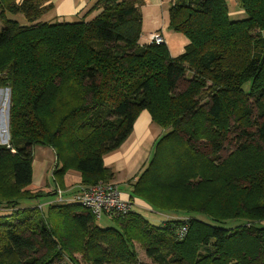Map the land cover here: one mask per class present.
<instances>
[{
    "label": "trees",
    "instance_id": "trees-1",
    "mask_svg": "<svg viewBox=\"0 0 264 264\" xmlns=\"http://www.w3.org/2000/svg\"><path fill=\"white\" fill-rule=\"evenodd\" d=\"M48 1L0 0V88L12 90L16 150L0 146V264H80L77 255L86 264H264V0H237L243 18L230 16L227 0H171L170 29L187 39L177 56L164 38L139 43L145 0H95L75 21L42 19ZM185 64L191 77L178 92ZM64 94L75 103L49 133L44 112ZM142 110L163 132L127 199L175 217L153 225L132 207L104 216L115 226L102 228L84 205L28 189L38 145L53 150L61 187L68 170L79 173L65 199L113 181L103 156ZM178 175L187 206L155 205L149 191L174 199ZM133 240L149 262L138 261Z\"/></svg>",
    "mask_w": 264,
    "mask_h": 264
},
{
    "label": "rangeland",
    "instance_id": "rangeland-1",
    "mask_svg": "<svg viewBox=\"0 0 264 264\" xmlns=\"http://www.w3.org/2000/svg\"><path fill=\"white\" fill-rule=\"evenodd\" d=\"M170 1L171 0H166L165 4L162 6H155L151 3H147L146 0L144 1V4L141 6V19H142V24H141V35L139 41L143 44L148 41L149 37L151 34H159L161 35L168 46V49L172 53V55H178L177 52L180 51L182 48H184V42L182 41V38L179 36L181 33H177L174 30L170 29L169 25V6H170ZM228 4H230L232 12L230 13V16L232 18H243L244 13L240 14L239 8H236V1L237 0H227ZM232 5V6H231ZM238 15V16H237ZM7 17L16 19L19 22H24V18L21 15H16L13 16L11 14H6ZM48 16H42V19L47 20ZM77 19L69 18L67 21H75ZM2 27V22L0 20V28ZM164 34V35H163ZM177 51V52H176ZM185 66L188 68H191L190 65L188 66L185 64ZM192 70V69H190ZM191 77V72L189 69L186 72V77L185 79H181L178 83L177 86V91L180 92L185 89V87L188 84L187 79ZM205 92H209V90H201ZM75 103V101L71 100V97L68 94H64L63 96H56L48 105V108L44 112L45 115V126H47L48 132H55L56 130L60 129L61 127H57L58 121L61 117V115L66 112L67 110L70 109V107ZM12 105V90L9 88H0V146H6V147H11V142H10V109ZM234 115L228 117V123L231 125L233 122ZM195 124L200 127V124H197L198 120L194 121ZM155 126V128H154ZM154 129L152 133H160L163 132V130L156 126L155 123L152 125ZM82 133V130H81ZM88 133V132H86ZM85 133V134H86ZM69 134V133H68ZM65 136V135H64ZM63 136V137H64ZM15 139L13 142V145L18 142V135H14ZM60 137V136H58ZM231 150V148L225 149L222 153V157H225L228 152ZM11 152L13 154H16V150L11 147ZM32 152H33V163L35 167V172H37L38 167L40 166L41 169L38 174L32 176V183L28 186V189L30 191H41V194L43 195L47 191H52L56 196L61 193L62 191L63 194L76 191L78 186L80 185V176L77 174L76 171L73 170H68L63 176H62V183L64 187H61L59 185V180L57 181L54 175H52L53 168L55 167V157H54V152L51 148L43 145H38L32 147ZM147 163V162H146ZM145 163V164H146ZM144 164V165H145ZM144 165H140V170L143 169ZM117 178V183L118 189L120 192H130V187L131 183H133V179L135 178L134 176L127 180V181H121ZM177 182L174 184L173 188L177 189L174 199L172 195L168 198L166 197H159L158 195V188H155L154 190L149 191V197L150 199L155 203V205L165 207V206H176V205H183L187 206V199L184 202H180L181 195L183 193L182 190L185 189L186 186H184L183 181L179 183V175L176 176ZM199 180H194L192 181L193 183L189 185H194L195 182H198ZM130 186V187H129ZM212 186L206 187L198 192L200 195H205L207 196L209 192H211V188H214ZM168 191L167 188H165V193ZM206 191H209L206 193ZM40 193V192H39ZM54 195H49L46 198H42L40 200V203H44L49 199H52ZM51 197V198H49ZM123 197V196H122ZM126 198V197H123ZM127 199V198H126ZM37 201V200H36ZM38 202V201H37ZM25 205V204H24ZM36 205V202H29V206H34ZM215 205V204H214ZM182 207V206H181ZM135 211L141 212V214L153 225H160L162 222L165 220L169 219L170 217H175V216H168L170 214L169 212H163V211H158L150 207L151 210H147L138 206H133ZM45 209V208H44ZM204 220V219H203ZM241 223V220H229L225 223V227H232V225H238ZM96 225L99 227L105 228L109 226H115L114 222L110 220L107 217H103L102 219L96 220ZM132 246L134 250L137 252V259L139 262L146 263L149 262V258L145 254V250L143 247V244L141 242H138L136 240L132 241ZM77 258L79 259L80 264H86L80 260V256L77 255Z\"/></svg>",
    "mask_w": 264,
    "mask_h": 264
},
{
    "label": "crops",
    "instance_id": "crops-1",
    "mask_svg": "<svg viewBox=\"0 0 264 264\" xmlns=\"http://www.w3.org/2000/svg\"><path fill=\"white\" fill-rule=\"evenodd\" d=\"M94 1L95 0H49L48 3H51L52 6L44 16H48L47 20L53 21H67L69 18L80 19L82 16L86 15ZM165 1L166 0H146L147 3H151L155 6H162L165 4ZM94 13L95 12L89 14L87 19H91ZM179 37L182 38L185 45L187 43L186 37ZM139 43L142 44L140 41ZM183 49L184 48L178 52L176 51L177 54H180ZM152 125H154V123L151 121L148 111H140L128 137L116 150L103 156L104 165L110 167L115 172L113 181H116V183V177L121 181H127L133 176L135 178V175L140 171V165H144L148 161L154 141L162 134L160 131L158 133H152L150 128H152V130L155 128V126L154 128L151 127ZM34 169V163H32V176L35 172ZM40 169L41 167L39 166L35 175L39 173ZM77 174L79 175L78 172ZM129 194V191L121 193V195L126 198L129 197Z\"/></svg>",
    "mask_w": 264,
    "mask_h": 264
},
{
    "label": "built area",
    "instance_id": "built-area-1",
    "mask_svg": "<svg viewBox=\"0 0 264 264\" xmlns=\"http://www.w3.org/2000/svg\"><path fill=\"white\" fill-rule=\"evenodd\" d=\"M149 41L160 43L163 37L159 34H151ZM60 202L69 201L77 202L87 207L96 219L104 216L122 217L132 209V202L123 198L118 185L113 181H99L80 191L72 198L65 199L63 192L56 196Z\"/></svg>",
    "mask_w": 264,
    "mask_h": 264
}]
</instances>
